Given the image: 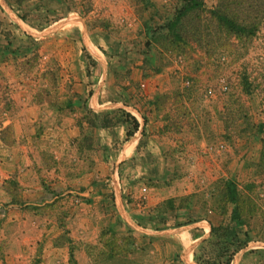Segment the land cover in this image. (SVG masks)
<instances>
[{"label": "rangeland", "instance_id": "obj_1", "mask_svg": "<svg viewBox=\"0 0 264 264\" xmlns=\"http://www.w3.org/2000/svg\"><path fill=\"white\" fill-rule=\"evenodd\" d=\"M219 2L0 0V264H264V28Z\"/></svg>", "mask_w": 264, "mask_h": 264}, {"label": "trees", "instance_id": "obj_2", "mask_svg": "<svg viewBox=\"0 0 264 264\" xmlns=\"http://www.w3.org/2000/svg\"><path fill=\"white\" fill-rule=\"evenodd\" d=\"M11 1H13L17 5H20L23 2L30 0ZM178 13V15H180L178 16V19H180L181 16L185 13V10L179 11ZM208 14L209 19H206V23L208 24L207 27H221L223 28V32L226 33L228 37H235V39L243 43L248 42V40L250 42L251 39L254 37L259 38L258 34L264 28V0H220L218 5L213 10H210ZM198 18L200 19V16H198ZM176 25L177 21L176 23H174V26ZM197 28H195V30L191 32V36H197L199 34ZM243 74L245 75V77H242L241 79V86L243 88L249 87L250 84H253L255 80L260 77L261 83L264 86V78L262 76V73L259 72L257 77L252 79L251 74L246 72ZM239 84L240 83H238V85ZM259 128H264V123H262ZM233 195L234 196L231 200L233 203H236V207L234 208V214L239 215V217L233 216V220L234 222H237L238 225H245V220L243 219L244 210L240 205V202H237V199L235 198V193H233ZM239 205L240 207H238ZM251 214L252 213H248L249 217L251 216ZM230 258L226 261L225 264H230ZM210 264L222 263L216 262L214 260Z\"/></svg>", "mask_w": 264, "mask_h": 264}, {"label": "crops", "instance_id": "obj_3", "mask_svg": "<svg viewBox=\"0 0 264 264\" xmlns=\"http://www.w3.org/2000/svg\"><path fill=\"white\" fill-rule=\"evenodd\" d=\"M137 120H138V119H137ZM138 122H139V120H138ZM139 125H140V124H139ZM130 139H131L130 141L125 142V145H130V146L133 147V149H134V147H136V144H137V142H138L137 134H135L134 137H132V138H130ZM132 140H133V141H132ZM131 142H132V143H131ZM131 147L129 148V153L131 152ZM10 207L12 208V206H10ZM11 208H10L9 213L11 212ZM8 220H11V217H9ZM52 251H54V250H52Z\"/></svg>", "mask_w": 264, "mask_h": 264}]
</instances>
